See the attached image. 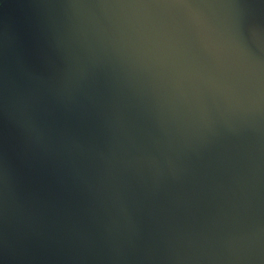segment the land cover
<instances>
[{
	"label": "water",
	"instance_id": "1",
	"mask_svg": "<svg viewBox=\"0 0 264 264\" xmlns=\"http://www.w3.org/2000/svg\"><path fill=\"white\" fill-rule=\"evenodd\" d=\"M0 264H264V0H4Z\"/></svg>",
	"mask_w": 264,
	"mask_h": 264
},
{
	"label": "flooded vegetation",
	"instance_id": "2",
	"mask_svg": "<svg viewBox=\"0 0 264 264\" xmlns=\"http://www.w3.org/2000/svg\"><path fill=\"white\" fill-rule=\"evenodd\" d=\"M4 0H0V6L2 5V2H3Z\"/></svg>",
	"mask_w": 264,
	"mask_h": 264
},
{
	"label": "trees",
	"instance_id": "3",
	"mask_svg": "<svg viewBox=\"0 0 264 264\" xmlns=\"http://www.w3.org/2000/svg\"><path fill=\"white\" fill-rule=\"evenodd\" d=\"M1 7V6H0Z\"/></svg>",
	"mask_w": 264,
	"mask_h": 264
}]
</instances>
